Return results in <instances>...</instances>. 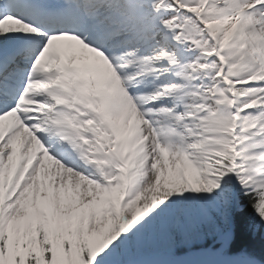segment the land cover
<instances>
[{
	"label": "snow or ice",
	"instance_id": "6c2138e0",
	"mask_svg": "<svg viewBox=\"0 0 264 264\" xmlns=\"http://www.w3.org/2000/svg\"><path fill=\"white\" fill-rule=\"evenodd\" d=\"M0 264H264V0H0Z\"/></svg>",
	"mask_w": 264,
	"mask_h": 264
}]
</instances>
